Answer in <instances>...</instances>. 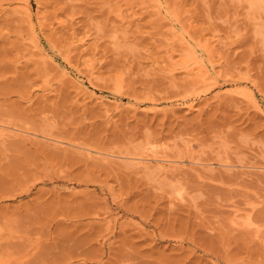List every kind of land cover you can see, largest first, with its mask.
Instances as JSON below:
<instances>
[{
	"label": "rangeland",
	"instance_id": "obj_1",
	"mask_svg": "<svg viewBox=\"0 0 264 264\" xmlns=\"http://www.w3.org/2000/svg\"><path fill=\"white\" fill-rule=\"evenodd\" d=\"M0 124V264H264V0H0Z\"/></svg>",
	"mask_w": 264,
	"mask_h": 264
},
{
	"label": "bare ground",
	"instance_id": "obj_2",
	"mask_svg": "<svg viewBox=\"0 0 264 264\" xmlns=\"http://www.w3.org/2000/svg\"><path fill=\"white\" fill-rule=\"evenodd\" d=\"M6 129H8V130H6ZM10 130V128H6V127H4V126H2L1 124H0V136L1 135H4L5 133V131H9ZM9 133V132H8ZM5 136V135H4ZM58 143V142H57ZM59 144V143H58ZM165 161V160H164ZM250 225V224H249Z\"/></svg>",
	"mask_w": 264,
	"mask_h": 264
}]
</instances>
